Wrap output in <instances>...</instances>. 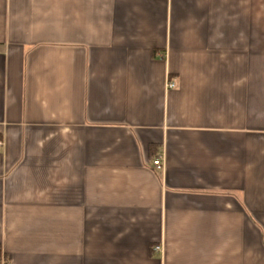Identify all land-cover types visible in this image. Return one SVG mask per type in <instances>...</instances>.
<instances>
[{
	"label": "crops",
	"instance_id": "obj_1",
	"mask_svg": "<svg viewBox=\"0 0 264 264\" xmlns=\"http://www.w3.org/2000/svg\"><path fill=\"white\" fill-rule=\"evenodd\" d=\"M0 141V264H264V0H0Z\"/></svg>",
	"mask_w": 264,
	"mask_h": 264
},
{
	"label": "built area",
	"instance_id": "obj_2",
	"mask_svg": "<svg viewBox=\"0 0 264 264\" xmlns=\"http://www.w3.org/2000/svg\"><path fill=\"white\" fill-rule=\"evenodd\" d=\"M174 87V84L173 83H169L167 84V88H173ZM2 146V142L0 141V147ZM153 167L155 168V170L157 171H161L163 169V160L161 157H158L156 158L154 161H153ZM158 247H155L153 250L154 251H158Z\"/></svg>",
	"mask_w": 264,
	"mask_h": 264
}]
</instances>
